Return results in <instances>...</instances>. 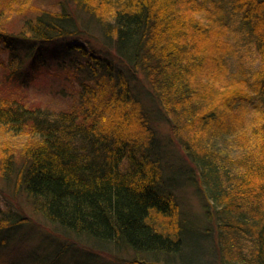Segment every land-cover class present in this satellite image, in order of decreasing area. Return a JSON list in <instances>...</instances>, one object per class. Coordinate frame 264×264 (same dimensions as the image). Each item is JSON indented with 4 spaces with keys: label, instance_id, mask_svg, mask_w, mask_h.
I'll return each instance as SVG.
<instances>
[{
    "label": "trees",
    "instance_id": "trees-1",
    "mask_svg": "<svg viewBox=\"0 0 264 264\" xmlns=\"http://www.w3.org/2000/svg\"><path fill=\"white\" fill-rule=\"evenodd\" d=\"M58 3L17 32L0 25L11 62L33 58L9 84L25 88L51 60L78 88L55 112L0 96V126L35 140L4 156V179L41 220L132 252L127 264H201L182 255L194 221L177 193L198 186L217 264H264V0ZM80 14L113 48L95 51ZM10 218L0 228L26 217Z\"/></svg>",
    "mask_w": 264,
    "mask_h": 264
},
{
    "label": "rangeland",
    "instance_id": "rangeland-1",
    "mask_svg": "<svg viewBox=\"0 0 264 264\" xmlns=\"http://www.w3.org/2000/svg\"><path fill=\"white\" fill-rule=\"evenodd\" d=\"M58 2L59 0H0V10H5L4 14H1L3 17L0 18L1 28L9 32H17L24 26L25 20L35 19L41 11L60 10ZM84 15L80 14L74 20L78 24V28L87 32L86 35L90 38L95 51H105L108 47L113 48L115 40L112 38L107 41L98 26L92 24V21L87 20ZM18 58L20 57L15 59ZM32 59V56H25L22 66L17 64L21 60L12 63L10 52L5 49V44L0 42V96L25 101L32 107L43 106L52 112L70 110L74 96L69 91L76 92L77 85L67 79L61 71V67L51 60L37 62L38 65L44 64L43 68L36 69L33 82L27 83L25 88L21 89L18 88V85L9 84L10 67L12 71L15 70L16 74L29 75L31 69L29 64ZM216 87L221 90L220 86ZM105 112H108L109 115H103L104 126L105 122H110L113 115L112 110H105ZM79 113L80 111H78V115ZM156 124L158 125L157 135L164 140V143L168 144L165 135H167V129L171 124H166L162 120ZM173 130L175 134L178 132L174 127ZM34 142V138H31L26 132L14 133L12 130L0 126V219L8 217L11 221L10 217L18 220L21 216H25L24 219H27L26 221L21 219L22 222L19 226L0 228V264H97L98 262L118 264L120 259L124 261L122 264H125L126 261L134 258L132 252H119L110 243L95 242L86 236H76L72 232L41 220L39 216L31 212L24 191L17 190L18 192H15L12 183L4 179L2 162L5 155H10L14 159L21 157L20 154ZM170 146L171 154L181 159L175 146ZM177 193L180 197L181 208L182 206L188 208V217L195 222L190 223V229L184 233L185 243L182 255H184L185 261H192L191 259L194 257L201 264H217L215 261L217 257H214L215 252L213 251L215 233L211 231L207 234L209 231L205 230V227L212 226V222L210 223L207 219L209 217L207 216L205 197L201 194L198 186L195 188L189 184L179 188ZM8 210L12 213L9 214ZM214 210L217 212V208ZM3 223L5 222H0V225H4ZM201 226L206 231L204 235ZM114 260H117V263Z\"/></svg>",
    "mask_w": 264,
    "mask_h": 264
}]
</instances>
